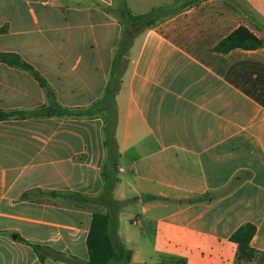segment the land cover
Listing matches in <instances>:
<instances>
[{
    "label": "crops",
    "instance_id": "1",
    "mask_svg": "<svg viewBox=\"0 0 264 264\" xmlns=\"http://www.w3.org/2000/svg\"><path fill=\"white\" fill-rule=\"evenodd\" d=\"M239 27L263 48L214 52ZM4 53L47 89L0 60V264H85L131 210L165 264H234L245 224L264 254V0H0Z\"/></svg>",
    "mask_w": 264,
    "mask_h": 264
},
{
    "label": "trees",
    "instance_id": "2",
    "mask_svg": "<svg viewBox=\"0 0 264 264\" xmlns=\"http://www.w3.org/2000/svg\"><path fill=\"white\" fill-rule=\"evenodd\" d=\"M120 5V16L123 19L130 21L135 27L144 25L149 26L150 22H152L153 15L157 12L152 11L148 15L136 16L130 13L123 1H120ZM261 48H263L262 40L258 39L246 28L239 27L222 39L213 50L219 54H227L235 49L254 51ZM0 60L8 66L27 72L42 88L47 89V83L41 75L32 66L23 62L17 55L7 53L0 54ZM116 85V80L111 82V85H109V88L107 89V94L112 95L111 93L116 89ZM49 100L51 106L45 110L47 116L72 114L68 110L61 108L55 102L53 96H50ZM42 110L43 109L40 111ZM23 115L24 114L21 112H4L0 110V121L13 117H22ZM111 139L109 138V141H107L106 144H108ZM111 223L112 219L109 214L95 213L92 216L86 239L88 261L85 264H130L129 252H127L120 243L115 242L111 236ZM255 231L256 229L254 225L245 224L239 227L230 236L229 240L237 247L234 264H246L251 262L256 255L264 256L263 253L255 251L250 246Z\"/></svg>",
    "mask_w": 264,
    "mask_h": 264
},
{
    "label": "rangeland",
    "instance_id": "3",
    "mask_svg": "<svg viewBox=\"0 0 264 264\" xmlns=\"http://www.w3.org/2000/svg\"><path fill=\"white\" fill-rule=\"evenodd\" d=\"M114 1L116 3V0ZM63 5H69V2L63 3ZM132 220H135L133 210L115 215L113 219L115 230L111 234L113 240L116 242L117 240L129 238V241H125L123 244L125 249L130 250L133 254L131 264H165V260L153 251L151 236L142 235L140 237L141 226H131L130 221ZM170 264L178 263L171 260ZM246 264H264V256L256 255L251 262Z\"/></svg>",
    "mask_w": 264,
    "mask_h": 264
}]
</instances>
